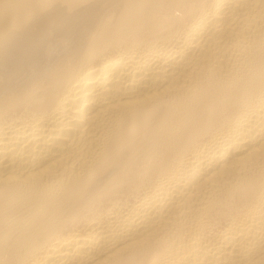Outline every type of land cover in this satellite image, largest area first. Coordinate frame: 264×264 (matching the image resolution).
Masks as SVG:
<instances>
[{
  "label": "bare ground",
  "instance_id": "6f19581e",
  "mask_svg": "<svg viewBox=\"0 0 264 264\" xmlns=\"http://www.w3.org/2000/svg\"><path fill=\"white\" fill-rule=\"evenodd\" d=\"M0 264H264V0H0Z\"/></svg>",
  "mask_w": 264,
  "mask_h": 264
}]
</instances>
